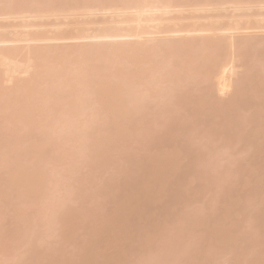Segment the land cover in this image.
Returning <instances> with one entry per match:
<instances>
[{
    "label": "bare ground",
    "instance_id": "1",
    "mask_svg": "<svg viewBox=\"0 0 264 264\" xmlns=\"http://www.w3.org/2000/svg\"><path fill=\"white\" fill-rule=\"evenodd\" d=\"M262 4L0 0V264L264 259Z\"/></svg>",
    "mask_w": 264,
    "mask_h": 264
},
{
    "label": "rangeland",
    "instance_id": "2",
    "mask_svg": "<svg viewBox=\"0 0 264 264\" xmlns=\"http://www.w3.org/2000/svg\"><path fill=\"white\" fill-rule=\"evenodd\" d=\"M263 23H264V21H263ZM69 27L71 28V26H67L66 28L68 29ZM66 28H63V27H62V30H66ZM60 29H61V28H60ZM263 31H264V30H263ZM260 33H261V32H260ZM260 33H259V34H260ZM262 33H264V32H262ZM262 33H261V34H262ZM257 48H258V47H257ZM259 48H261V47H259ZM257 50H260V49H257ZM192 65H193V64H192ZM193 66H194V65H193ZM262 74H263V76H264V73H262ZM215 81H216V80H215ZM216 82H217V81H216ZM182 88H185V87H182V86H181V89H182ZM186 88H187V89H185L186 92H187V91H190V89H189L187 86H186ZM240 88H242V87H240ZM240 88H239V89H240ZM243 88H244V87H243ZM243 88H242V89H243ZM188 89H189V90H188ZM177 90H178V89H177ZM182 90H184V89H182ZM185 90H184V91H181L180 88H179V92H181V93H182V92L185 93ZM191 90H193V89H191ZM236 91H237V90H236ZM176 92H178V91H176ZM238 92H239V90H238ZM178 100L180 101V99H177L176 101L179 102ZM176 101H175V102H176ZM177 102H176L175 104H178ZM179 103H180V102H179ZM185 106H186V107H185ZM190 106H191V105H188V106H187V105H184L183 107H181L182 109L179 110V111H180V112H179L180 115H178V113H177L178 116L176 115V117L181 118L180 116H182V118H183L182 120H184V116H185V115L183 116V115H181V114H186V112H188V111H190L191 109L194 108L193 105H192L191 108L188 109ZM184 107H185L186 109H183ZM196 108H197V107H196ZM66 109H67V108H66ZM66 109H65V110H66ZM172 109H173V107H172ZM187 109H188V110H187ZM176 110H178V109H175V111H176ZM183 110H185V111L183 112ZM181 112H182V113H181ZM175 113H176V112H175ZM174 116H175V115H174ZM195 119H196V118H194V120H195ZM180 120H181V119H180ZM188 121H189V120H188ZM188 121H187V122H188ZM190 121H192V119H191ZM196 121H197V119L195 120V123H192V124H195V125L197 126ZM71 123H72V122H71ZM188 123H189V122H188ZM72 124H73V123H72ZM188 125H189V124H188ZM190 125H191V123H190ZM189 130H191V129H189ZM38 131H39V130H37V132H38ZM39 135H40V131H39ZM218 141L220 142V140L215 141V142L218 143V145H215L216 143H214L213 145H215V146L212 145L211 148L215 149V152H216L217 155L219 156V152H218V151L221 150L220 152L222 153V151H223L222 148H223V149H225V148H224V147L221 148V146H220V148H221V149H220V148H219V145H223V144H221V143L219 144ZM196 144H198V143H196ZM196 144H195V148H196V146H197ZM209 145L211 146V144H209ZM209 145H208V146H209ZM206 146H207V144L204 145V147H201L202 150L205 149ZM208 146H207L206 149H205L206 151H204V150L201 151V148H200V146H199V148H198V147H197V148L200 149L199 151H201V152L198 153V152H197V151H198L197 148H196L197 151H195V152L198 153L197 155H199L200 153H203V152H206V153L208 152V153H209V152H210V147H208ZM239 146H240V145H239ZM89 147H90V146H89ZM91 147H92V146H91ZM91 147H90V148H87V149L85 150L86 152L84 151L83 154H81L82 156L79 154V156H77V157H81V158H80V161L82 160L83 163H84V161H85L86 164H88L89 166H90V165H91V166L93 165L92 167H94V165L97 164V163H96V160H97V159H95V158H96V155H97L96 152H98V151H97V148H94V146H93L92 148H91ZM237 147H238V146H237ZM217 148H219V150H218ZM95 149H96V150H95ZM228 149H229V148H228ZM234 149H235V148H234ZM234 149H233V148H231V149H229V150L225 149V150H224V151H225V152H224L225 154H224V155H223V153H222V155L220 154L221 158H223L224 160L221 159L220 157H218L217 155H216L217 157L215 156V157H216V160L220 159V160H219V163H218V166H219V167L221 166V165H220V164H221L220 161H223L222 164H224V162H225V164L223 165V167H224V166H227V164H228L230 161H231V163H232V162H236V161H238V160H239V161H240V160H243V159L241 158V157H242V156H241L242 154H240V152H239V154H240V156H241V157H240L241 159H240V158H239V155L237 154V152H235V151H237V150L239 149V147H238L236 150H234ZM207 150H208V151H207ZM217 150H218V151H217ZM233 150H234V151H233ZM226 151H228V152H226ZM230 152H232V154L228 157V158H229V159H228V158H227V156H228L227 154L230 153ZM196 153H194V154L196 155ZM208 153H207L206 155H208ZM216 153H215V154H216ZM226 153H227V154H226ZM234 153L237 154L236 157H235ZM95 154H96V155H95ZM108 154H109V153H107V156H108ZM194 154H193V155H194ZM203 154L205 155V153H203ZM206 155H205V157H206ZM199 156H201V155H199ZM237 156H238V157H237ZM196 157H197V156H196ZM202 157H203V155H202ZM224 157H226V158H224ZM233 157H235V158H234L235 160H234V159H231V158H233ZM238 158H239V159H238ZM77 159H79V158H77ZM225 159H226V161H227V160H228V161L226 162ZM237 159H238V160H237ZM232 160H233V161H232ZM78 162H79V161H78ZM80 163H81V162H80ZM85 163H84V167H85V165H86ZM120 163H122V165H123V167L121 166V168H124L125 165H128V164H125L124 162H120ZM120 163H117V164H120ZM123 163H124V164H123ZM226 163H227V164H226ZM231 163H229V165H230ZM30 164H32V162H30ZM81 164H82V163H81ZM117 164H116V165L113 164L114 167H117V166L120 167L121 164H120V165H117ZM82 165H83V164H82ZM129 165H130V164H129ZM208 165H209V166H208ZM208 165H206V167L208 168V170H210V169H209V167L211 168L210 163H208ZM82 167H83V166H82ZM84 167H83L84 172H88V168L86 167V168H87V169H86V168H84ZM111 167H113V166H111ZM111 167H109V168H111ZM90 168H91V167H90ZM125 168H126V167H125ZM1 169H2V168H1ZM3 169H4V168H3ZM130 169H131V168H130ZM89 170H90V169H89ZM107 170H109L108 172H110L112 169L110 170V169H108V167H107ZM107 170H106V172H105L104 174H108ZM126 170H128V167L126 168ZM1 171H2V170H1ZM3 171H4V170H3ZM174 172H175V171H174ZM0 173H1L0 175H2V172H0ZM3 173H4V172H3ZM175 173H176V172H175ZM173 174H174V173H173ZM104 178H105V177H103V179H104ZM103 179H102L103 182H102L101 180H100L101 182L98 181V182H100V183L97 184L98 186H99L100 184H102V183H103V184H105V183H106V184L109 183V181H108V182L106 181V180H107L106 178H105V180H103ZM100 186H101V185H100ZM77 192H78V191H77ZM61 193L63 194L64 192L62 191ZM61 193H58V194H60V196L62 197ZM65 193H66V192H65ZM65 193H64V194H65ZM64 194H63V195H64ZM57 196H58V195H57ZM65 196L68 197L67 194H66ZM58 197H59V196H58ZM61 197H59V198H61ZM64 198H66V197H64ZM61 199L63 200V198H61ZM62 200L57 199V201H58L57 203H60V202H63V201H64V200H63V201H62ZM15 203H16V205H18L17 201H15ZM55 203H56V202H55ZM68 204H71V203H68ZM19 205H20V204H19ZM71 205H72V204H71ZM73 206H74V204H73ZM11 208H12V207H11ZM13 208H14V207H13ZM44 221H45V219H44ZM234 221H235V220H233V224H234ZM236 221H238L237 223H239V220H236ZM41 223H42V222H41ZM235 223H236V222H235ZM43 224H44V223H43ZM7 225H8V224H7ZM7 225H6V226H7ZM10 225H11V224H10ZM10 225H8V226H9V228H10L9 230L11 231L12 229H11V226H10ZM76 225H77V224H76ZM76 225H75V227H76ZM8 226H7V227H8ZM72 226H73V224H72ZM72 226H71V227H72ZM78 226H79V225H78ZM12 228H13V226H12ZM6 229H7V228H6ZM6 229H4V230H6ZM72 229H74V226H73ZM77 229H78V228H77ZM77 229H76V230H77ZM9 230H8V231H9ZM6 231H7V230H6ZM74 231H75V230H74ZM77 231H78V230H77ZM35 232H36V229L32 231L33 234H34ZM66 233H67V230H66ZM73 233H74V232H73ZM77 233H78V232H75V236H76ZM79 235H82V236H79V238H77V241L80 240L81 244H78V246H77L78 248H77V249H74V248H73V249H74V251H72L73 255H74L75 250L78 252V254H79L80 251H82V250H84V249H85V250H87V249L89 250L88 247L85 248V246H84V245H86V241L84 242V240H85L84 237L87 238V236H83V235H86V234H82V233H81V234H79ZM227 235H228V234H227ZM229 235H230V234H229ZM229 235H228V236H229ZM75 236H74V237H75ZM58 237H59V236H58ZM77 237H78V236H77ZM52 238H56V237L54 236V237H52ZM75 238H76V237H75ZM50 239H51V238H50ZM50 239H46V240H50ZM52 240H53V241H52L53 245L55 244V245H57V246H59V247H63V246H61V244H60V237H59V240H58V239H56V240H55V239H52ZM54 240H55V241H54ZM74 240L76 241V239H74ZM81 240H82V241H81ZM75 241H74V242H75ZM77 241H76V242H77ZM46 242H47V241H45V243H46ZM49 242L51 243V240L48 241V244H49ZM76 242H75V244L77 245V243H79V242H77V243H76ZM62 243H63V242H62ZM64 243H65V242H64ZM83 243H84V244H83ZM48 244H47V245H48ZM51 245H52V244H51ZM53 245H52V246H53ZM55 245L53 246L54 248H55ZM63 245H64V244H63ZM65 245L68 246V244H66V243H65ZM65 245H64V246H65ZM80 245H81V247H79ZM87 245H88V244H87ZM103 245H104L105 248H107V247H106V243L103 244ZM103 245H102V247H103ZM108 245H110V244H108ZM43 246H46V244L43 245ZM43 246H41L43 249L46 248V247H43ZM67 246H66V247H67ZM69 246H70V244H69ZM83 246H84V249L82 248ZM88 246L90 247V245H88ZM47 247H48V246H47ZM49 247H50V244H49ZM53 247H52V248H53ZM102 247H101V248H102ZM104 247L102 248L103 250H102L101 248H99V250H101V251H98V253H100V254H101V253L104 254V259H103V260H105V259H107L109 256H111V253H112V252H111V251H108V250H109L108 248L111 247L110 250H111V249H114L111 245H110V247H108L106 250H104V249H105ZM42 248H41V249H42ZM52 248H51V249H52ZM64 248H65V247H64ZM64 248H62V250H63ZM67 248H68V247H67ZM115 248H116V247H115ZM46 249L48 250L49 248H46ZM65 249H66V248H65ZM65 249H64V250H65ZM80 249H81V250H80ZM49 250H50V249H49ZM52 250H53V249H52ZM69 250L71 251L72 248H69ZM88 250H87V251H88ZM259 250H260V249H259ZM65 251H66V250H65ZM65 251H64V253H65ZM70 251H66V252L68 253V255L71 254ZM87 251H84V253L87 252ZM102 251H103V252H102ZM104 251H105L106 253H107V251H108V253L106 254V253H104ZM114 251L116 252L115 249H114ZM109 252H111V253H109ZM67 253H66V255H63V257L66 256V257H68V259H67L66 257L63 258V259H66V260L68 261V260L70 259V256H68ZM69 253H70V254H69ZM75 253H76V252H75ZM81 253L84 255L83 251H82ZM81 253H80L79 255H78V254H75V257L80 256V255L82 256ZM108 254H109V255H108ZM71 256H72V254H71ZM101 256H103V255H101ZM75 257H74V258H75ZM72 259H73V256H72ZM61 261H62V258H61ZM63 261H65V260H63Z\"/></svg>",
    "mask_w": 264,
    "mask_h": 264
},
{
    "label": "snow or ice",
    "instance_id": "3",
    "mask_svg": "<svg viewBox=\"0 0 264 264\" xmlns=\"http://www.w3.org/2000/svg\"><path fill=\"white\" fill-rule=\"evenodd\" d=\"M264 7V4H262ZM149 232H145L144 236L147 238ZM25 264H205V262L198 260H163V259H141L137 258V249L135 246L130 247L124 253V258L119 260H73V261H53L46 259H37L27 261ZM236 264H257L253 260L238 261ZM258 264H264V259H261Z\"/></svg>",
    "mask_w": 264,
    "mask_h": 264
}]
</instances>
